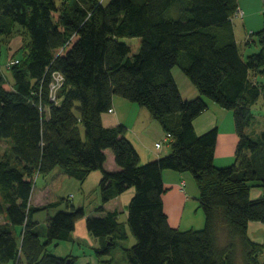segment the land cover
Returning <instances> with one entry per match:
<instances>
[{"label": "trees", "instance_id": "16d2710c", "mask_svg": "<svg viewBox=\"0 0 264 264\" xmlns=\"http://www.w3.org/2000/svg\"><path fill=\"white\" fill-rule=\"evenodd\" d=\"M58 1L0 0V47L16 32L27 45L10 67L14 90L5 87L0 69V140L13 153L0 157V215L6 220L0 222V264H76L77 256H59L49 247L73 240L85 208L68 197L42 205L31 200L37 179L57 168L81 182L102 171L96 208L102 214L86 220L101 240L98 255L128 238L129 226L136 242L123 249L128 264H264V244L249 233L250 222L264 223V193L252 197L253 188L264 189V131L258 139L246 133L262 94L251 76L264 74V45L243 57L232 19L238 0H183L180 16L173 13L179 0ZM121 36L140 37L138 50ZM175 67L198 96L183 97ZM55 71L64 77L58 102L50 93ZM115 95L147 108L171 133L169 154L142 162L125 124L104 125ZM205 97L233 110L238 142L230 165L215 164L219 127L195 129L194 120L209 106ZM106 149L119 169L105 168ZM164 169L193 174L203 228L170 223ZM132 187L127 221H120L121 211L104 205ZM42 211L45 225L37 218Z\"/></svg>", "mask_w": 264, "mask_h": 264}, {"label": "rangeland", "instance_id": "374dc122", "mask_svg": "<svg viewBox=\"0 0 264 264\" xmlns=\"http://www.w3.org/2000/svg\"><path fill=\"white\" fill-rule=\"evenodd\" d=\"M72 2L75 0H71ZM77 1V0H76ZM104 4H107L109 0H100ZM60 2V0L58 1ZM239 6L241 9H238L237 15L233 14V25H234V31L237 43L239 45L240 51L244 58H247V56L251 53L258 52L261 49V44L264 45V43L261 42V32L264 33V0H238ZM183 7H184V1L179 0L176 5L173 8V13L175 15H182L183 14ZM244 11V12H243ZM55 17L57 16L56 13H54ZM9 41L6 43L1 44V56H0V69L2 73L5 76V87L8 90H14L15 86V80L13 77V72L10 69L12 64H15L18 61V58H20L21 54H17V51L22 49H26V41L23 34H20L16 32V34H13L12 36L8 37ZM121 40L127 42L130 44L132 48V52H136L141 44V39L138 36H121ZM17 55V56H16ZM181 75L186 77L179 67H175L174 74L176 76L177 81L181 82ZM252 79L255 81H258L260 84V87L262 89V94L259 98V100L252 105V111L254 113V119L250 126L247 127L246 133L250 136H252L255 139H258L261 137L263 131H264V74L259 75L258 73L252 74ZM61 76H58L56 78V81L59 82ZM186 79H188L186 77ZM188 81H190L188 79ZM58 85V83H57ZM56 95L59 93L61 89V83L58 87L55 88ZM123 99L121 96H116ZM206 98V97H205ZM126 100V98L124 99ZM208 103L210 102V110L213 113V115L219 119V126L220 128V134H223L228 131L229 127L231 128V131L235 128L234 124V116H233V110L223 108L215 101L206 98ZM57 101V98H56ZM127 102L129 100H126ZM58 102V101H57ZM129 103V102H128ZM126 105H124V108ZM123 108V109H124ZM224 136V135H223ZM237 147V145H236ZM229 146H221L219 149L221 151L226 152L228 150ZM109 152H111L110 149H108ZM232 151H235V147L233 146ZM112 153V152H111ZM5 156H13V153L11 151L10 144L7 140H0V157ZM235 162V155H231L228 157H224L223 159L216 160V163L220 165H216L218 167L221 166H227ZM215 163V164H216ZM54 173H51L47 178L49 181H52L50 190L48 192L51 194L52 192L57 193L58 185L62 184L63 187H65V182L62 180L59 175H57V171H63L60 168H57ZM172 171V170H171ZM176 172L175 170H173ZM187 174H184L183 177L186 180L185 183H181L180 181L183 179L176 180L177 183H174L172 186L177 188H185V195H179L175 197L173 193L170 194L173 196H170V200L167 206L168 213L170 214V219L172 222V226L179 228L180 230H187V229H200L203 228L205 224V214L204 211L200 205V188L197 185V182L193 176V174L189 171H186ZM175 175V174H174ZM172 175V177H174ZM96 176V175H95ZM172 177H168V182L171 181ZM45 177H39L37 181L34 184V187L39 188L41 186L45 185ZM100 179H94V174H91L87 180H85V184L81 189H73L72 191H69L67 193V197L70 199L71 203L75 204L76 206H83L85 208L86 214L88 216L93 215H100L102 214L99 212L96 208L102 204L101 201V195L98 189V183ZM175 182V179H172ZM172 182V181H171ZM169 187V186H167ZM170 188V187H169ZM37 190L34 192V196ZM71 192V193H70ZM169 194V195H170ZM63 195V194H62ZM59 195V196H62ZM185 196H188L189 199H185ZM105 209H113L115 206H119L121 210H124L120 213L119 219L120 221H127L126 216V209L125 205L123 204V199L119 200H112L107 204L104 205ZM62 208H67L65 204L62 206ZM107 210V209H106ZM51 213H54V210L51 211ZM47 216V211H42L38 214L37 218L42 222L43 225L46 224L45 218ZM0 215V222L2 221ZM201 226V227H199ZM127 232H128V238L121 240V244L116 247L113 252L110 254H102L98 255L96 253L95 248H92L91 245H88L85 242H82L81 245H75L73 247V243L69 241H62L58 245L52 244L49 247V250L56 253H62L66 256V254H73L77 256L76 264H108L106 261L109 259H114L115 264H128V260L124 254V251L122 249V246H132L136 242V238L132 231L130 230L129 226H127ZM95 237V236H94ZM252 239L262 242L264 244V227H260L253 231V235L251 236ZM219 240L223 244L226 240V232L225 228L221 229ZM100 246V245H98ZM260 261L264 262V246L263 250L259 255ZM7 264H13V262H9Z\"/></svg>", "mask_w": 264, "mask_h": 264}, {"label": "crops", "instance_id": "0c3cea01", "mask_svg": "<svg viewBox=\"0 0 264 264\" xmlns=\"http://www.w3.org/2000/svg\"><path fill=\"white\" fill-rule=\"evenodd\" d=\"M182 73H183V71H182ZM180 77H181V82L179 79L178 84L180 86V90H181L183 97L184 98H194V97L198 96L199 95L198 89L196 88V86L191 81H188V79H186L187 76L184 77L180 73ZM116 96H118V95H115L113 98V106H112L111 110L103 113L102 120H103L104 125L105 126H115L119 123L125 124L128 127L127 136L133 142L134 146L138 150L142 162H147V161L159 158L161 156H164L166 154H169L171 152V144L168 141L164 142L160 148H158L156 146V143L158 141H161L162 139H164L165 134H166L161 123L152 117V115L150 114V111L147 108L140 106L136 102L128 101L129 102L128 103L126 101L127 99L124 100L125 98L121 99L120 97H116ZM208 104H209L208 109H206L204 112H202L200 115H198L196 117V119L194 120V125H195V129L198 133H202V132L212 128L215 125H217L219 127V136H218V142H217L216 152H215V163H216L217 158L223 159L224 157L235 155L236 145L238 142V135L236 133L235 128L233 129V131H231L230 127H229L227 132L220 134L221 126H219V119L216 118L213 115V113L211 112V110L209 109L211 106L210 102ZM124 105H126L125 106L126 108H124ZM225 145L229 146L228 150H226V152L221 151L219 148L221 146L223 147ZM233 146L235 147V151H232ZM105 151L107 154L106 162L104 164L105 168L107 170L119 169L118 165L115 162L114 154H113L112 150H111L112 153L109 152L108 149H106ZM216 165H220V164L216 163ZM56 170H58V169H55L51 173H54ZM56 174L59 175V177L62 180H64L65 187H63L62 184H60V185H58V188L56 190L57 193L52 192L50 194L48 192V190H50V187L52 185V183H50V182H52V181L48 180V178H47L49 176L48 175L47 177L44 178V180H45L44 186H41L39 188H36V186L34 187L32 199H31L33 204L42 205V204H46V203L51 202V201H55V200L59 199L60 197H67V193L69 191H72L73 189H77V190L81 189L86 182L85 180H87V178L91 174H94V179H100L102 176V171L101 170L92 171L89 174V176L82 182L75 177L68 176L66 173H64V171H57ZM184 174H187V173L186 172H179V171L174 172L173 170L171 171V169H164L163 170L164 182H165L166 186L170 187V188L167 187V191L164 194V207H165V210L167 213H168L167 206H168L169 200L171 198L170 196L174 195L175 197H177L179 195H185L186 194L185 188L175 189L172 186L174 183H177L176 180H179L180 178L181 179L183 178L180 182L181 183L184 182L186 184V180L183 177ZM172 175H174V177H172ZM168 177H172V179L174 178L175 182L172 179H171L172 182L171 181L168 182L169 181ZM177 184L179 185V183H177ZM35 190H37V191H36L35 196H34ZM170 192H171V194L173 193V195H171ZM263 193H264V189H262V188L255 187L252 189V197H259ZM59 195H62V196H59ZM133 195H134V188L132 187V188L128 189L127 191H125L124 193H122L121 195L116 196L115 198L111 199L110 201L119 200L122 198L123 204L125 205L126 216H127L128 205H129V202H130ZM185 199H189V197L185 196ZM109 202H107L106 204L108 205ZM106 209L107 210L118 209L121 212L124 211V210H121L119 208V206H115L113 209H108V208H106ZM1 216H2L1 222H6L5 215L1 214ZM168 216H169V221L172 224L169 213H168ZM87 217H88V214H85L84 217L77 220L75 230L72 232L73 240H66V241L72 242L73 247L76 244L81 245L82 242H85L88 245H91L92 248L100 247L98 245H101L100 238L94 237L89 232V230L86 226ZM199 227H201V226H199ZM260 227H264V223L259 222V221L250 222V224H249L250 236L253 235V231H255L256 229H258ZM22 229H23L22 226H17L14 228V231L16 234L20 235V233L22 232ZM120 244H121V240L118 241V245L116 247H118ZM124 247H126V246H122V249H124ZM115 248H113L111 252H113V250ZM56 254L59 256H65L62 253L61 254L56 253ZM66 255H68V254H66ZM113 262H114V259H113ZM7 263H9V262H7ZM7 263H5V264H7Z\"/></svg>", "mask_w": 264, "mask_h": 264}, {"label": "built area", "instance_id": "2783aa9c", "mask_svg": "<svg viewBox=\"0 0 264 264\" xmlns=\"http://www.w3.org/2000/svg\"><path fill=\"white\" fill-rule=\"evenodd\" d=\"M238 9H241V8H238ZM238 9L236 10V13H237ZM58 76H61V78H60L61 80H59V82L56 81V78ZM63 81H64L63 75L60 72L55 71L53 73V81L51 82V85H50V93H51V98L52 99L56 100V93H55L56 89L55 88L58 87L60 85V83L62 85ZM57 83H58V85H57ZM170 140H171V133L170 132H166L164 139H162L161 141H158L156 143V146L158 148H160L163 145L164 142L168 141L170 143ZM182 183H184V182H182Z\"/></svg>", "mask_w": 264, "mask_h": 264}, {"label": "water", "instance_id": "95a60500", "mask_svg": "<svg viewBox=\"0 0 264 264\" xmlns=\"http://www.w3.org/2000/svg\"><path fill=\"white\" fill-rule=\"evenodd\" d=\"M263 40H264V33H263Z\"/></svg>", "mask_w": 264, "mask_h": 264}]
</instances>
